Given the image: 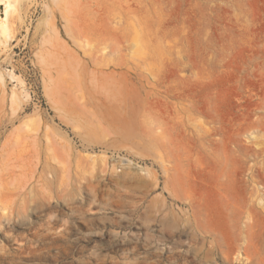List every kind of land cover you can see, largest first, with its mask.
I'll use <instances>...</instances> for the list:
<instances>
[{
    "label": "rangeland",
    "instance_id": "1",
    "mask_svg": "<svg viewBox=\"0 0 264 264\" xmlns=\"http://www.w3.org/2000/svg\"><path fill=\"white\" fill-rule=\"evenodd\" d=\"M0 20V264H264V0Z\"/></svg>",
    "mask_w": 264,
    "mask_h": 264
},
{
    "label": "bare ground",
    "instance_id": "2",
    "mask_svg": "<svg viewBox=\"0 0 264 264\" xmlns=\"http://www.w3.org/2000/svg\"><path fill=\"white\" fill-rule=\"evenodd\" d=\"M0 29H4V24H3V22L1 20H0Z\"/></svg>",
    "mask_w": 264,
    "mask_h": 264
}]
</instances>
